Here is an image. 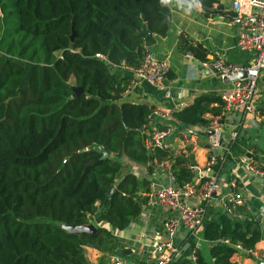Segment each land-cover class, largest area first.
I'll return each instance as SVG.
<instances>
[{"label":"trees","instance_id":"obj_1","mask_svg":"<svg viewBox=\"0 0 264 264\" xmlns=\"http://www.w3.org/2000/svg\"><path fill=\"white\" fill-rule=\"evenodd\" d=\"M169 23L170 7L158 0H0V264H91L84 246L111 253L118 237L104 224L127 227L150 189L130 163L168 158L175 185L192 180L184 155L147 149L151 106L121 99L130 78L125 65L138 66ZM178 46L206 58V48L183 34ZM71 84L83 91L74 94ZM222 107L221 95L202 92L172 115L200 125L206 112ZM247 140L238 131L223 155L250 149V161L264 167L263 150ZM230 214L203 229L214 264H236L234 243L253 248L264 235L262 220L245 203ZM89 223L95 233L62 225ZM195 260L204 264L197 252Z\"/></svg>","mask_w":264,"mask_h":264},{"label":"crops","instance_id":"obj_2","mask_svg":"<svg viewBox=\"0 0 264 264\" xmlns=\"http://www.w3.org/2000/svg\"><path fill=\"white\" fill-rule=\"evenodd\" d=\"M231 1L211 0V4L203 5L200 0V7L191 15H185L179 8L170 6L168 33L158 36L155 42L147 47L155 57L168 59L169 70L165 83L170 90V96L165 95L163 88L155 86L146 78L134 76L130 69L124 68L123 71L130 77V83L121 98L144 102L151 108L158 106L172 109L182 102L190 103L202 92L219 95L228 92L232 80L220 78L212 69L203 68L195 57H188L187 51L179 48L178 38L183 34L188 39L201 43L206 48V58L221 55L229 62L249 61L252 53L238 48L235 44L238 26L232 21L234 11L231 9ZM255 99L258 105L264 107V70L258 78ZM152 119L157 126L169 125L171 128L168 135L171 143L169 148L176 152L181 145L180 134L196 132L198 147L191 157L196 163H191V171L192 180H197L202 172L201 165L208 153L204 127L183 124L172 115L162 119L153 115ZM233 130L244 134L248 139L247 143L262 149L261 158H264V117H256L252 112L245 113L240 107L232 108L220 121L222 145L225 146L230 142ZM248 150L246 153L249 156L252 150ZM237 156L225 159L220 165L218 189L210 200L186 198L192 204H204V216L195 230L180 227L176 231L172 240L177 246V251L167 264H182L184 260L196 264L194 258L196 252L201 256L204 264H214L210 254L211 242L203 236V229L209 221L218 220L223 212H227L224 200L232 193L241 196V204L245 203L256 216L259 215L264 225V173L251 171L247 163ZM148 167L147 163L133 162L129 164L128 170L140 178H147L150 187L175 184L165 169L153 166L148 171ZM172 214L174 210L165 204L145 202L140 213L133 217L124 229L116 230L105 223L104 225L117 235L118 245L111 253H104L92 246H84L90 263L104 264L110 256H120L124 264H157V255L153 252L154 244L157 240L165 238L161 223L166 216ZM254 248L258 253L264 252V235L255 243ZM233 260L236 264H262L263 261L252 257L244 250L237 251L233 255Z\"/></svg>","mask_w":264,"mask_h":264},{"label":"built area","instance_id":"obj_3","mask_svg":"<svg viewBox=\"0 0 264 264\" xmlns=\"http://www.w3.org/2000/svg\"><path fill=\"white\" fill-rule=\"evenodd\" d=\"M231 9L234 11L232 21L238 26L235 44L242 50L250 51L252 56L246 63L229 62L221 55L198 60V63L203 68L212 69L220 78L231 79V76L241 70H245L246 75L231 79L230 90L221 95L223 107L219 114L205 113L207 122L200 125L204 127L205 132L210 130L209 133H206L208 153L204 163L201 165L202 172L198 179L186 181L181 185L153 186L146 192V202H159L174 210V214L166 216L161 223L165 238L157 240L154 244L153 252L157 255V264H167L172 259L174 252L177 251V246L172 238L180 227L195 230L203 219L205 205L192 204L186 198H201L204 201H208L218 189L220 165L216 167L215 164L217 162L221 164L225 161L224 151L230 152L229 146L227 144L225 146L222 145L220 138L222 116L232 108L240 107L245 113L252 112L256 117H264L258 109L255 99L258 78L264 70V0H232ZM186 55L193 57L190 52H186ZM124 68L130 69L134 76L146 78L155 86L163 88L165 95L170 96V90L165 83L169 70L167 58H157L150 50L146 49L138 66L125 65ZM185 105L187 104L182 102L178 107L172 109L158 106L151 108L148 115L150 127L146 130L145 137V145L148 150L153 151L156 147L169 148L171 146L168 140L171 128L169 125L157 126L153 122V115L160 119L166 118L172 115L175 109ZM237 134L238 130H233L231 140ZM192 136L193 139H191ZM195 138V131L191 133L182 132L180 134L181 145L177 152L191 158L193 151L198 147ZM237 157L247 163L251 171L258 174L264 173V167H259L252 163L247 154H240ZM147 163L148 165L152 164L165 169L169 177L174 180L175 176L171 170V163L168 158L157 159L154 157ZM190 167H192V164H190ZM232 184L234 185V183ZM241 203V196L234 193L224 200L228 213H232V208ZM223 241L230 242L228 238H223ZM234 246L237 251L244 250L252 257L264 261V252L258 253L254 247L244 248L240 242L234 243ZM104 264L124 263L122 257L110 256Z\"/></svg>","mask_w":264,"mask_h":264},{"label":"water","instance_id":"obj_4","mask_svg":"<svg viewBox=\"0 0 264 264\" xmlns=\"http://www.w3.org/2000/svg\"><path fill=\"white\" fill-rule=\"evenodd\" d=\"M73 35H74V32L71 34V38H73ZM110 68H114V66L110 65ZM245 75H246V71L245 70H241V71H238L233 76H231V79L239 78V77H242V76H245ZM70 87L73 90L74 94H77V93L83 91V88L80 85L71 84ZM209 132H210V130L207 131L206 133H209ZM93 147L96 148L98 151H100L102 153V157H107L110 154V152L106 148H104L102 146L94 145ZM183 159L187 160V161H190L193 164L196 163L193 158H190L188 156H184ZM119 181H120V179H117L115 184H117ZM115 184H112L110 186V188L108 190V193H110L112 191V189L114 188ZM228 215L230 216L231 214L228 213ZM257 217L259 218L260 216L258 215ZM62 225L65 226L66 228H68L71 231H87L89 233H95V231H96V228H95V226L92 223H89V224H76V225L62 224ZM263 229H264V225H263ZM262 264H264V261H262Z\"/></svg>","mask_w":264,"mask_h":264},{"label":"clouds","instance_id":"obj_5","mask_svg":"<svg viewBox=\"0 0 264 264\" xmlns=\"http://www.w3.org/2000/svg\"><path fill=\"white\" fill-rule=\"evenodd\" d=\"M161 7L174 6L179 8L185 15H191L200 7V0H158Z\"/></svg>","mask_w":264,"mask_h":264},{"label":"rangeland","instance_id":"obj_6","mask_svg":"<svg viewBox=\"0 0 264 264\" xmlns=\"http://www.w3.org/2000/svg\"><path fill=\"white\" fill-rule=\"evenodd\" d=\"M69 81H73V80H72V77H71V78H69ZM121 99H123V98H121ZM43 219H46V218H45V217H43Z\"/></svg>","mask_w":264,"mask_h":264}]
</instances>
